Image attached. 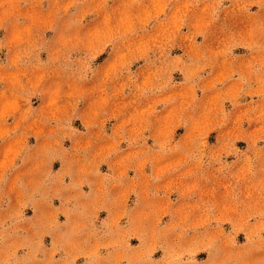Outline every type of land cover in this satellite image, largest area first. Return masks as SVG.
<instances>
[{
  "label": "rangeland",
  "instance_id": "obj_1",
  "mask_svg": "<svg viewBox=\"0 0 264 264\" xmlns=\"http://www.w3.org/2000/svg\"><path fill=\"white\" fill-rule=\"evenodd\" d=\"M0 264H264V0H0Z\"/></svg>",
  "mask_w": 264,
  "mask_h": 264
}]
</instances>
